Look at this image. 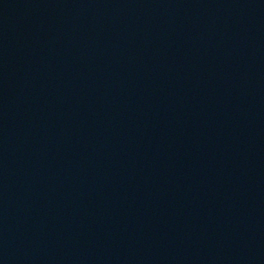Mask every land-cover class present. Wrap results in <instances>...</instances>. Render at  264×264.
<instances>
[{
  "label": "water",
  "instance_id": "water-1",
  "mask_svg": "<svg viewBox=\"0 0 264 264\" xmlns=\"http://www.w3.org/2000/svg\"><path fill=\"white\" fill-rule=\"evenodd\" d=\"M0 264H264V0H0Z\"/></svg>",
  "mask_w": 264,
  "mask_h": 264
}]
</instances>
